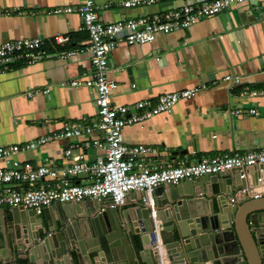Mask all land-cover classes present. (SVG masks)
<instances>
[{
	"label": "crops",
	"instance_id": "crops-1",
	"mask_svg": "<svg viewBox=\"0 0 264 264\" xmlns=\"http://www.w3.org/2000/svg\"><path fill=\"white\" fill-rule=\"evenodd\" d=\"M93 1L100 7L99 18L104 23L159 14L185 2L157 0L124 8L121 2L125 0ZM80 2L0 0V45L19 38L39 37L45 41L42 57L6 63L0 72V146L53 137L66 124H85L96 116L93 89L60 86L61 81L84 80L92 75L88 34L80 29V16L76 12L54 11ZM106 4L109 7L104 8ZM58 34L67 36L68 43L56 44L54 36ZM69 50L75 53L61 56ZM226 75L239 80L232 83L224 79ZM106 77L116 85L110 95L114 106L131 107L141 100L155 101L165 93L198 88L194 96L179 100L169 112L124 127V142L150 147L149 158L155 167L264 148V114L233 113L249 108L264 111V96L247 93L248 89H264V0H247L227 11L202 17L185 29L159 33L151 43L121 42L109 56ZM86 140L90 141L89 147H83ZM102 140L98 132L72 139L53 138L13 159L61 168L82 155L83 161L91 163L102 152L93 142ZM70 144L77 146L65 158L64 150ZM10 161L11 158L1 159L0 166H9ZM230 174L235 176L237 172ZM255 177L256 172L248 169L245 178L238 179V185L254 184L251 193H258L264 183ZM189 180L196 179L181 180L176 187L184 188ZM72 181L82 183L84 179L79 176ZM239 192L234 189L232 197L235 199ZM141 197L138 192H129L116 210L133 209L141 204ZM227 201L229 205L230 197ZM47 214L49 218L56 216L55 211ZM41 217L46 224L43 212Z\"/></svg>",
	"mask_w": 264,
	"mask_h": 264
},
{
	"label": "built area",
	"instance_id": "built-area-1",
	"mask_svg": "<svg viewBox=\"0 0 264 264\" xmlns=\"http://www.w3.org/2000/svg\"><path fill=\"white\" fill-rule=\"evenodd\" d=\"M157 0H125L122 7L149 5ZM178 8L170 9L150 16L130 17L114 23H104L99 18L100 7L93 0H81L76 6L55 9V12H76L81 18V30L88 34L92 75L84 80L61 81L60 86L73 88L86 86L94 90L96 116L87 123L66 124L53 137H41L23 145L0 146V160L10 159L9 166H0V208L7 207L32 210L40 215L44 208L55 203L67 204L84 200H109L113 207L122 206L129 192L142 195L141 204H153V192L161 185H176L184 179H196L219 172L235 171L240 179L246 176V170L254 165L264 164V148L252 149L243 154L215 155L196 162L181 161L177 164L165 163L153 166L149 158L152 149L146 145H127L123 138V129L129 124L142 123L146 119L169 112L181 99L194 96L198 88L192 87L169 92L152 100H141L129 106H114L110 101L115 83L106 77L109 56L116 46L124 42L127 45L146 44L155 40L156 35L169 33L176 28L185 29L202 17L227 11L232 6L247 0H183ZM109 7V4L103 6ZM68 37L55 35L56 44L65 45ZM45 41L39 37L7 40L0 45V72L6 63L23 59L33 61L44 54ZM75 52H62L69 57ZM225 80L238 82L237 76L226 75ZM47 93L48 90H44ZM251 96H264V89H248ZM32 93H27L30 96ZM132 110V111H131ZM234 114L247 113L257 116L264 114L256 108L237 109ZM101 133L102 142L93 143L100 147L101 154L91 163L82 160L53 168L50 164L34 166L13 157L23 151L40 147L53 138L72 139L82 135ZM77 144H70L64 150L69 158ZM86 140L83 147H89ZM82 176V183L72 181ZM247 192L246 188L241 189ZM254 198L260 197L254 194ZM231 198L230 202H234Z\"/></svg>",
	"mask_w": 264,
	"mask_h": 264
},
{
	"label": "water",
	"instance_id": "water-1",
	"mask_svg": "<svg viewBox=\"0 0 264 264\" xmlns=\"http://www.w3.org/2000/svg\"><path fill=\"white\" fill-rule=\"evenodd\" d=\"M248 169L264 183V164ZM230 172L161 185L152 205L129 210L109 200L55 203L43 210L46 224L32 210L2 209L0 264H264V186L251 193L255 185Z\"/></svg>",
	"mask_w": 264,
	"mask_h": 264
}]
</instances>
